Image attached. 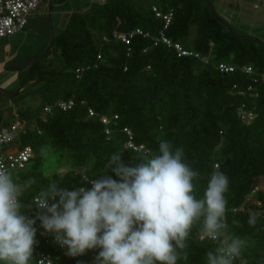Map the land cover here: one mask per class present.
I'll list each match as a JSON object with an SVG mask.
<instances>
[{"label":"trees","instance_id":"16d2710c","mask_svg":"<svg viewBox=\"0 0 264 264\" xmlns=\"http://www.w3.org/2000/svg\"><path fill=\"white\" fill-rule=\"evenodd\" d=\"M162 2L163 12L174 10L165 34L201 57L209 56L208 64L179 57L163 43L154 45L152 38L164 29V22L156 17L153 5L138 10L133 0H107L73 13L64 30L54 35L48 51L23 71V87L30 82L38 87L42 112L19 114L29 128L16 147L30 146L34 152L27 169L15 176L21 183L33 181L21 198L22 213L31 212L36 218L39 210L32 197L50 181L70 191L82 187L83 174L102 178L110 156L118 152L131 165L144 152L127 147L124 129L128 128L135 142L152 154L158 152V138L183 147L187 162L200 172L194 181L198 197L203 196L214 166L219 165L230 178L226 194L229 234L247 242L241 258L248 264H264V190L260 189L264 181V80L259 76L264 74V45L237 33L214 12L223 24L202 0ZM193 27L196 35L187 41ZM135 29L152 38L137 36L130 46L114 38L116 32ZM221 63L252 66L258 74L221 73ZM81 68L85 71L78 78ZM235 85L247 97L240 96ZM58 100L76 104L70 111L44 114L45 105ZM241 105L255 113L254 120L240 119L236 111ZM90 109L113 119L110 135L99 118L89 117ZM7 126L9 122L3 123L0 116V129ZM107 175L120 179L111 170ZM250 212L260 213L255 227L247 224ZM187 243L189 259L178 264H206L205 254L216 248L213 241H201L195 229ZM52 251L56 264H95L101 249L77 257L67 256V249Z\"/></svg>","mask_w":264,"mask_h":264},{"label":"clouds","instance_id":"9594fccd","mask_svg":"<svg viewBox=\"0 0 264 264\" xmlns=\"http://www.w3.org/2000/svg\"><path fill=\"white\" fill-rule=\"evenodd\" d=\"M122 154L111 155L105 165L119 181L107 170L91 181L90 189L70 191L56 181L41 187L32 197L39 210L36 218L24 215L21 203L33 181L21 183L0 164V264H33L37 219L67 247V256L101 249L95 264H178L189 259L187 241L194 229L201 241L216 244L215 251L205 254L206 264H233L241 257L247 242L229 234L230 178L219 165L198 197L194 181L200 172L187 162L183 147L158 138V152H145L131 165L124 163ZM83 176L87 180L88 175ZM259 216L250 212L247 224L255 227Z\"/></svg>","mask_w":264,"mask_h":264},{"label":"built area","instance_id":"2783aa9c","mask_svg":"<svg viewBox=\"0 0 264 264\" xmlns=\"http://www.w3.org/2000/svg\"><path fill=\"white\" fill-rule=\"evenodd\" d=\"M106 2L107 0H91V5L94 3L105 4ZM42 3L43 0H0V40L12 37L24 31L29 23V17L40 9ZM254 7L256 9L264 8V0H261L259 3H255ZM152 10L156 17L162 19L164 22V29L160 31L158 36L152 38L149 33L144 32L142 29H135L128 33L116 32L114 33V38L121 41L126 46H130L133 39L137 36L152 38L154 45L163 43L169 48H174L179 57H194L200 59L205 64L209 63V56L201 57L199 53L186 49L181 43L172 41L165 34V30L168 29L174 19L173 9L163 12L160 7L153 6ZM104 40H107V38H104ZM148 49H145L144 52H147ZM98 59H101V56H99ZM218 70L225 74L235 73L236 71H240L248 75L258 74L252 66L238 67L227 63L219 64ZM84 71L85 68L77 69L78 78L82 76ZM259 76L264 80V74ZM234 87L237 88L238 94L240 96L247 97V92L245 90L238 89L236 85ZM251 90L252 86L250 85L248 87V91ZM75 104L76 102L74 100H58L54 103L45 105L43 112L44 114H50L54 110L66 112L72 110L75 107ZM84 104L85 102H82V105ZM236 112L240 119L244 122H250L255 118V113L249 110L245 105L239 106ZM89 117L99 118L106 126L107 135H110L113 132L111 128L113 119L111 117L106 115H98L92 109L89 110ZM117 119L118 116H114V120ZM28 128L29 126L27 121H24L19 116H16L14 122L11 125L0 130V164L9 169L13 173L14 178L16 174L27 169V165L34 155L33 149L30 146L24 148L16 147L18 138L25 134ZM124 133L127 136L126 145L129 149H132L135 152H148V150L143 145H138L135 142L134 134L130 129L125 128ZM83 175L82 181L84 182V185L82 187L90 189L92 187L91 181L94 179L88 177L87 180H85ZM26 216L35 218L31 212H28ZM35 227L38 230L36 236L38 244L34 248L35 263L38 264V260H48L46 261V264H56L54 261L55 254L53 253L52 248H57L58 251L63 252L67 249V247H62L59 243H57L52 233H46L41 227L40 220L37 219ZM234 262H236V264H248V262L241 257L235 259Z\"/></svg>","mask_w":264,"mask_h":264},{"label":"crops","instance_id":"0c3cea01","mask_svg":"<svg viewBox=\"0 0 264 264\" xmlns=\"http://www.w3.org/2000/svg\"><path fill=\"white\" fill-rule=\"evenodd\" d=\"M149 1L150 0H133V4L138 10H145L151 5L157 7L161 6L158 3L149 4ZM256 1L257 0H217V3L222 6L224 12L227 11L226 15H228V20L230 19V22L234 23V28L232 26L231 27L237 33L240 31L239 34L255 37V32H257L256 34H261L262 36L264 35V11L255 12L253 9L251 12L252 6ZM145 5H147L146 8H144ZM90 6L91 0H43L40 8L43 16L45 14L47 16L50 15L51 20L52 16L55 17V26L58 28L59 32L57 34H59L64 30L70 16L73 13L86 11ZM232 12H234V15H231ZM256 23L259 25H256ZM256 26L259 29H255ZM53 27L54 24L52 22V31L55 28ZM19 34H21V32ZM255 38L258 39L257 36ZM16 39L18 42L19 38ZM3 40H0V77L8 75L7 69H11L12 72H15L18 75L20 81L21 75L23 74V71H25V65L32 60L33 57L37 56V51L27 53L25 56L20 58V53L16 51L18 46L16 40L11 39L9 41L1 42ZM261 41L264 42L263 40ZM13 87V83H6V86H3V84L0 83V116H2L3 111L10 107L11 103H20L22 111L24 108H28V110H30L35 104H42V96L38 92V87L33 82L26 84L12 97L7 96V94L12 95L14 93L15 89L13 90ZM20 112L21 109L20 111L13 112V120H7L2 116V122H9V125H11L16 116H19Z\"/></svg>","mask_w":264,"mask_h":264},{"label":"rangeland","instance_id":"374dc122","mask_svg":"<svg viewBox=\"0 0 264 264\" xmlns=\"http://www.w3.org/2000/svg\"><path fill=\"white\" fill-rule=\"evenodd\" d=\"M260 1L261 0H257L256 2H254V4L259 3ZM151 3H158L161 6L163 5L162 0H150L149 4H151ZM202 4L207 5L208 7L210 4V6L214 10V12H216L219 17H221L230 26H232L234 28V26H233L234 23H231L230 19L228 20V18H227L228 17V15H226L227 11H225V12L223 11L222 6L217 3V0H209V1L208 0H202ZM254 4L252 6L251 12L253 9L255 10V12H263L264 11V8H260V9L254 8ZM146 7H147V5L144 6V8H146ZM233 13L234 12H232L231 15H234ZM54 20H55L54 16H52V20H50V21L48 20V16L46 14L43 16L42 12H41V8H40L38 11L34 12V14L29 17V24L26 27V29L23 32H21V34L18 33L19 35H14L12 37L6 38L5 40H3L1 42L9 41L11 39L16 40V42H17L16 38H19V41L17 42L18 46H17L16 51H18L20 53V58L25 56L27 53H32L34 51H37L36 52L37 56L33 57L32 58V60H33L34 58L43 55L45 53V51L47 50V48L49 46L50 38H51L52 22H53L54 27H55V28L53 27L54 33L57 34L59 32L58 28L55 26L56 22ZM256 25H259V24L256 23ZM255 29H259V28L256 26ZM256 33L257 32H255L254 36L258 37L259 42H262L261 40L264 41V35L262 36L261 34H256ZM195 35H196V28L193 27L191 29V33H190V36L187 39V41H191L195 37ZM246 36H249V35H246ZM251 37H253V36H251ZM262 43H264V42H262ZM32 60H30L29 62H31ZM29 62L25 65V67L29 64ZM20 63H21V61H20ZM7 74L8 75H6L5 77L4 76L0 77V83H2L3 86H6V83H8V84L13 83V86H14L13 90L15 89L14 93L12 95L7 94V96L12 97L16 92H18L19 87H20V81H19L18 75L15 72H12L11 69H7ZM71 89L75 90L74 86L71 87ZM41 105L42 104L38 103V104H35L30 110H28V108H24L23 111H26V112L29 111V112L34 113V114H36L38 112L41 113L42 112V106ZM20 109L22 111V107L20 106V103H11L10 107H8L7 110L2 112V116H3V118H5L7 120H13V116H14L13 112L20 111ZM0 114H1V112H0ZM53 166H54L53 169H55L56 165L53 164ZM260 189L264 190V181L261 182ZM33 264H36L35 260L33 261Z\"/></svg>","mask_w":264,"mask_h":264},{"label":"water","instance_id":"95a60500","mask_svg":"<svg viewBox=\"0 0 264 264\" xmlns=\"http://www.w3.org/2000/svg\"><path fill=\"white\" fill-rule=\"evenodd\" d=\"M208 1H209V0H208ZM208 8L214 13V11H213V9L211 8L210 4H209V7H208ZM214 14H215V13H214ZM215 16H216V18H217L218 20L221 21V19H220L216 14H215ZM48 20H49V21L51 20L50 15H48ZM221 22H223V21H221ZM223 24H225V23L223 22ZM225 25H226V24H225ZM228 31H229L230 33H234V31H233L231 28H229V27H228ZM245 37H248V38H250V39H252V40H254V41H256V42H258V43H260V44H262V45H264V43L259 42V41H258L256 38H254V37H251V36H245ZM53 38H54V32L51 30V38H50L49 46H48L47 50L45 51V53L48 51L49 47L51 46ZM45 53H44V54H45ZM44 54H43V55H44ZM43 55L34 58L31 62H29V64L24 68V70H27L29 67H31V66H32L36 61H38L39 58L42 57ZM22 87H23V83H22L21 78H20V87H19V90H20ZM19 90H18V91H19Z\"/></svg>","mask_w":264,"mask_h":264}]
</instances>
